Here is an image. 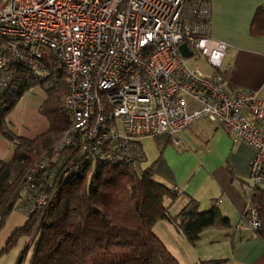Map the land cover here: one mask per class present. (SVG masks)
<instances>
[{
    "label": "built area",
    "instance_id": "built-area-1",
    "mask_svg": "<svg viewBox=\"0 0 264 264\" xmlns=\"http://www.w3.org/2000/svg\"><path fill=\"white\" fill-rule=\"evenodd\" d=\"M209 15L208 0H0V91L13 83L11 63L40 75L36 58L44 48L63 69L70 115L26 175L13 211L29 217L44 209L57 185L86 166L136 165L144 160L139 137L167 135L177 144L199 119L253 149L249 187H264V98L226 90L220 67L227 45L209 35ZM181 43L211 72L189 67ZM259 227L247 202L236 228Z\"/></svg>",
    "mask_w": 264,
    "mask_h": 264
},
{
    "label": "trees",
    "instance_id": "trees-1",
    "mask_svg": "<svg viewBox=\"0 0 264 264\" xmlns=\"http://www.w3.org/2000/svg\"><path fill=\"white\" fill-rule=\"evenodd\" d=\"M41 52L36 58L43 71L40 75L27 66L14 62L12 67L11 63L13 83L0 91V134L13 144L11 158L0 162V224L14 212L24 179L37 158L50 150L70 122L63 103L67 89L63 69L48 50ZM44 72L47 74L42 76ZM34 86L45 93L38 112L48 127L28 138L11 129L8 116L16 102ZM160 137L172 142L167 135L155 136L159 141ZM160 159L144 168L141 162L100 163L95 172L86 166L57 185L58 194L44 209L23 216V224L13 231L7 245L15 236L34 233L29 264H180L154 232L158 220L168 221L191 244L203 230L226 228L230 222L215 206L200 210L194 198L171 214L169 206L181 192H174L175 186L169 187L155 178L162 164ZM40 172L36 170L35 177ZM162 173L169 178L166 169ZM248 202L260 219V227L253 232L264 240V187L251 188ZM221 261L211 259L198 264Z\"/></svg>",
    "mask_w": 264,
    "mask_h": 264
},
{
    "label": "crops",
    "instance_id": "crops-1",
    "mask_svg": "<svg viewBox=\"0 0 264 264\" xmlns=\"http://www.w3.org/2000/svg\"><path fill=\"white\" fill-rule=\"evenodd\" d=\"M208 3L209 35L227 45L220 67L226 77V90L231 94L237 90L255 91L264 98V0H208ZM205 64L208 71L201 70L208 74L211 67L206 61ZM47 127L48 124L40 132ZM11 129L28 138L39 133L23 134L15 126ZM166 141V137H160L162 146L157 158L161 157L162 164L157 176L169 187L175 186L181 191L170 204V213L176 214L194 198L200 210L215 206L230 222L226 228L203 230L195 244L180 237L182 249L189 258L183 259L185 264L211 259H221L219 264H264V240L249 229L236 228L251 193L248 162L253 149L206 119L182 129L179 143ZM12 152V143L0 135V162L8 161ZM163 169L168 171L169 178L161 175ZM172 254L180 262V256Z\"/></svg>",
    "mask_w": 264,
    "mask_h": 264
},
{
    "label": "rangeland",
    "instance_id": "rangeland-1",
    "mask_svg": "<svg viewBox=\"0 0 264 264\" xmlns=\"http://www.w3.org/2000/svg\"><path fill=\"white\" fill-rule=\"evenodd\" d=\"M42 50L45 49L42 48ZM185 61L191 68L198 67L205 72L208 71L205 59L201 56L188 57ZM44 95L43 89L39 86H36L32 93L23 95L16 102L13 110L8 116L10 125L15 126L18 132L23 134L41 133L40 131L44 130L48 124L46 119L38 112L39 102L44 98ZM139 141L146 157V159L140 163V166L144 168L157 158L162 143L152 136H141L139 137ZM37 159H39V157ZM155 178L160 180L157 175H155ZM24 220L25 218L21 214L14 211L5 218L2 224H0V264H29L34 244L31 242L34 233L31 234V236H27L26 234L15 236L12 244H10V246L7 245L10 237L13 235V231L21 226ZM167 223L169 222L166 220H158L154 224L153 230L158 236L160 235L162 237L169 250L180 256L181 260L179 263L185 264L183 259L189 260V258L186 251L182 249L180 237L184 241H186V239L172 224ZM167 227H170L169 229H171L172 233H170Z\"/></svg>",
    "mask_w": 264,
    "mask_h": 264
},
{
    "label": "water",
    "instance_id": "water-1",
    "mask_svg": "<svg viewBox=\"0 0 264 264\" xmlns=\"http://www.w3.org/2000/svg\"><path fill=\"white\" fill-rule=\"evenodd\" d=\"M179 49L184 57L188 58L191 56V51L189 50V48L185 43H181L179 45Z\"/></svg>",
    "mask_w": 264,
    "mask_h": 264
}]
</instances>
